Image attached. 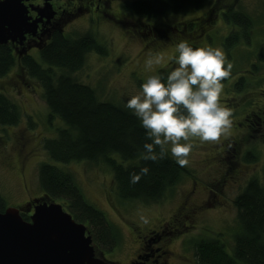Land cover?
I'll return each mask as SVG.
<instances>
[{
  "label": "rangeland",
  "instance_id": "rangeland-1",
  "mask_svg": "<svg viewBox=\"0 0 264 264\" xmlns=\"http://www.w3.org/2000/svg\"><path fill=\"white\" fill-rule=\"evenodd\" d=\"M129 1L132 0H110V13L121 11V4ZM215 1L205 0L199 7L190 6L177 13L155 17L125 15L137 27L123 21L118 24L101 20L96 24L98 21L94 18L88 22L84 16L73 23V28L67 27L71 31L64 36L74 38L90 33L106 51L103 55L96 51L88 52L83 65L72 72V76L92 87L100 100L125 107L127 100L140 90L148 76L162 68L171 71L170 67H176L173 57L178 55L175 45L180 40L188 39L198 47L211 45L225 50L223 42L229 32L242 31L240 27L226 23L223 10L216 9V17L211 15L203 26L193 30V40L189 39V31L186 35L182 29L168 32L167 28L182 27V23L194 21L210 12ZM218 1V7H223L234 0ZM237 1L234 10L249 16L251 30L249 41L241 39L226 52L234 67L231 76L223 81L221 102L234 109L231 134L222 137L221 144L200 143L198 138H194L187 172L167 188L159 201L121 198L113 183L112 170L102 160L67 163L52 160L42 148V141L53 138L63 123L56 117H49L40 84L16 66L0 76V93L6 94L20 111L16 124L0 125V197L3 206H18L27 198L41 197L38 168L50 163L72 175L84 200L103 213L115 233L117 241L114 247L96 251L106 261L129 264L140 248V234L159 230L162 226L166 229L170 226L169 233L157 245L164 248V256L158 258L163 263L198 264L194 245L201 239L220 240L231 255L234 237L241 230L233 199L250 179H256L264 186V133L257 130L250 135L245 121L246 111L250 108L247 103L252 102L260 108L263 102L256 89L264 88V61L258 58V54H264V0ZM160 26L167 28L156 33L155 29ZM158 34L162 36L158 37ZM169 37L175 43L170 42ZM154 57H163V60L148 68L146 61ZM34 59L42 67H47L40 56ZM251 65H257L258 70L252 71ZM54 70L59 71L58 68ZM16 71L19 76L14 75ZM240 76H244L245 83H248L242 92L233 86ZM230 140H235L231 144L236 149L232 155L222 151L223 144ZM224 155L228 157L227 162L222 160ZM114 156L118 157L117 154ZM52 200L61 203L59 199ZM173 217L177 220L171 222ZM158 256L155 252L150 254L151 260ZM237 264L242 263L237 260Z\"/></svg>",
  "mask_w": 264,
  "mask_h": 264
},
{
  "label": "trees",
  "instance_id": "trees-1",
  "mask_svg": "<svg viewBox=\"0 0 264 264\" xmlns=\"http://www.w3.org/2000/svg\"><path fill=\"white\" fill-rule=\"evenodd\" d=\"M204 1L132 0L123 2L120 10L134 18L155 17L177 13L190 6L199 7ZM219 3L216 0L212 5L213 14L210 11L194 21L182 23V27L160 26L155 31L161 33L167 28L171 33L182 29L185 35L186 31H189V39L193 40V30L203 26L211 15L216 17V9H223V20L242 29L241 32L231 30L225 37V51L241 39L249 41V16L234 10L237 4L235 2L223 7H218ZM161 36L158 34V37ZM169 40L175 43L170 37ZM193 46L198 47L194 44ZM91 50L101 55L106 51L90 33L74 38L58 35L40 51V58L47 67H42L33 58H25L26 62L21 69L40 84L49 117H56L63 123L53 138L42 141V148L57 162L102 160L110 166L116 192L121 198L159 201L167 188L176 184L187 169L175 163L170 153L167 158L155 163L143 161L140 152L143 151V144L150 141H146L145 130L140 121L126 107L100 100L92 87L72 76V72L83 65L86 54ZM258 58L264 61V54H258ZM14 60V54L8 45L0 44V76L5 75L14 66ZM54 68L59 71L55 72ZM251 68L254 72L258 70L257 65H251ZM159 72L167 75L170 71L162 68ZM247 85L244 76H240L233 84L234 89L240 92L246 89ZM256 90L263 102L260 108L252 102L247 103L250 108L246 111L245 121L250 135L251 132L257 133V130L264 133V88ZM19 119L20 111L17 106L6 94L0 93V125H14ZM143 167L150 169L149 174L143 176L138 183L130 184V173H139ZM38 181L43 192L41 196L61 200L63 209L68 211L75 221L87 227L96 251L102 252L114 247L117 241L115 233L103 213L84 200L80 188L69 172L54 164L45 163L38 168ZM233 205L241 230L234 237L232 254L229 255L225 251L224 244L218 239H201L194 245V257L198 264H237V260L242 264H264V186L256 179H250L244 189L234 197ZM4 208L3 199L0 197V211ZM21 216L27 219V215ZM173 220L177 219L173 217ZM168 227L166 229L162 226L159 230L152 229L140 234L141 245L147 248L149 254L155 252V255L164 256V248L157 245H160L162 238L169 233L170 226Z\"/></svg>",
  "mask_w": 264,
  "mask_h": 264
},
{
  "label": "clouds",
  "instance_id": "clouds-1",
  "mask_svg": "<svg viewBox=\"0 0 264 264\" xmlns=\"http://www.w3.org/2000/svg\"><path fill=\"white\" fill-rule=\"evenodd\" d=\"M188 39L180 40L173 57L176 67L148 76L140 90L131 95L125 107L140 121L146 141L140 158L158 162L171 154L180 167H187L194 148L200 143L221 144L231 134L234 109L221 102L223 81L234 67L222 48L194 47ZM163 57L149 58L148 68L160 64ZM150 169L130 173L136 184Z\"/></svg>",
  "mask_w": 264,
  "mask_h": 264
},
{
  "label": "water",
  "instance_id": "water-1",
  "mask_svg": "<svg viewBox=\"0 0 264 264\" xmlns=\"http://www.w3.org/2000/svg\"><path fill=\"white\" fill-rule=\"evenodd\" d=\"M23 0H0V44L34 33L37 19L26 15ZM28 219L19 208L0 211V264H114L96 254L87 227L49 197L28 203Z\"/></svg>",
  "mask_w": 264,
  "mask_h": 264
},
{
  "label": "flooded vegetation",
  "instance_id": "flooded-vegetation-1",
  "mask_svg": "<svg viewBox=\"0 0 264 264\" xmlns=\"http://www.w3.org/2000/svg\"><path fill=\"white\" fill-rule=\"evenodd\" d=\"M231 1L232 0L229 2ZM236 1L237 0H234L232 3H237ZM22 4L25 6L26 15L30 18V20L37 19V22L35 23L34 33L26 32L21 41L16 39L5 43L14 54V66H16V68H22L23 63L26 62L25 58L34 59L35 56H40V51L48 45L55 36L59 35L64 37V34L71 31L67 30V27L73 28V23L84 16L88 22L89 20L93 21L94 18L98 21L96 24H98L101 20L117 22L118 24L122 23V21L133 24L130 20L126 19V14L121 11L113 14L110 13V0H23ZM133 26L137 27L135 24H133ZM135 29L136 28H132V30ZM129 30H131V28H129ZM92 37L95 41H97L94 35H92ZM17 72L18 71H16L14 75L19 76ZM20 139L21 145L24 146L23 139L21 137ZM232 141L235 140L225 142L223 144L224 149L222 151L232 155V152L236 151V149L231 146ZM227 158L228 157H225L224 155L222 160L226 161ZM31 199L32 198H27L22 204L15 206L19 208L21 215L25 214L28 216L32 212V208H30L29 212L27 211L29 208L28 203ZM177 219H179V216ZM172 220L173 219H171V221ZM158 258H162V256H158L157 258L151 260L150 254L147 252V248L140 245L138 252L129 264H166L158 260ZM133 261L136 263H132Z\"/></svg>",
  "mask_w": 264,
  "mask_h": 264
}]
</instances>
